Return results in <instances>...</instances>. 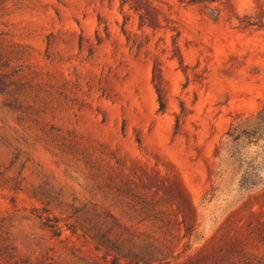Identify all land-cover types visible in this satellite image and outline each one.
I'll use <instances>...</instances> for the list:
<instances>
[{"label":"rangeland","instance_id":"obj_1","mask_svg":"<svg viewBox=\"0 0 264 264\" xmlns=\"http://www.w3.org/2000/svg\"><path fill=\"white\" fill-rule=\"evenodd\" d=\"M0 264H264V0H0Z\"/></svg>","mask_w":264,"mask_h":264},{"label":"trees","instance_id":"obj_2","mask_svg":"<svg viewBox=\"0 0 264 264\" xmlns=\"http://www.w3.org/2000/svg\"><path fill=\"white\" fill-rule=\"evenodd\" d=\"M204 1H212V0H190V2L193 3H200V2H204ZM215 13L211 15L213 20H217L218 19V13L217 11H214ZM157 93H158V100H159V109L163 110L164 109V101L162 99L160 90L157 88Z\"/></svg>","mask_w":264,"mask_h":264}]
</instances>
